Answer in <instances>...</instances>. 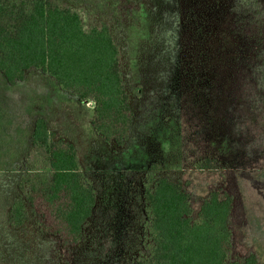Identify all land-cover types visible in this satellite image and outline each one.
Here are the masks:
<instances>
[{
    "label": "rangeland",
    "instance_id": "obj_1",
    "mask_svg": "<svg viewBox=\"0 0 264 264\" xmlns=\"http://www.w3.org/2000/svg\"><path fill=\"white\" fill-rule=\"evenodd\" d=\"M64 1L88 25L109 23L134 119L123 146L108 144L92 127L93 102L40 70L15 85L0 72V264H136L154 167L182 182L193 218L212 192L230 197L229 260L264 264V0ZM37 117L76 146L96 190L75 245L34 216L22 228L7 221Z\"/></svg>",
    "mask_w": 264,
    "mask_h": 264
},
{
    "label": "trees",
    "instance_id": "obj_2",
    "mask_svg": "<svg viewBox=\"0 0 264 264\" xmlns=\"http://www.w3.org/2000/svg\"><path fill=\"white\" fill-rule=\"evenodd\" d=\"M40 70L61 90L94 104L92 127L106 143L123 146L134 111L121 66V45L106 21L88 25L64 0H0V72L10 84ZM28 171L10 205L8 224L22 228L31 216L42 233L75 245L96 204L76 146L57 138L37 117L26 157ZM154 167L144 184L147 236L136 264H260L254 254L229 260L232 199L212 192L193 218L181 181Z\"/></svg>",
    "mask_w": 264,
    "mask_h": 264
},
{
    "label": "crops",
    "instance_id": "obj_3",
    "mask_svg": "<svg viewBox=\"0 0 264 264\" xmlns=\"http://www.w3.org/2000/svg\"><path fill=\"white\" fill-rule=\"evenodd\" d=\"M30 72V71H29ZM28 73V72H27ZM27 75V74H26ZM25 78H26V76H25ZM25 78L23 79V80H21V81H17V82H15L14 83V85L16 84V83H19V82H22V81H24L25 80ZM50 78V77H49ZM6 79V78H5ZM51 79V78H50ZM51 80H53V79H51ZM54 81V80H53ZM8 82V81H7ZM55 82V81H54ZM9 83V82H8ZM10 84V83H9ZM54 84V83H53ZM11 85H13V84H11ZM54 86H55V88L57 89V90H59V91H61V92H63V93H67V92H65V91H63V90H61L60 89V87L56 84V82H55V84H54ZM67 94H69V93H67ZM93 109H94V107H93ZM93 115H94V112H93ZM44 118V117H43ZM46 119V118H45ZM36 120V119H35ZM47 120V119H46ZM48 122V121H47ZM34 123H35V121L33 122V124H32V130H31V133H33V128H34ZM49 125V124H48ZM50 128V127H49ZM32 136V135H31ZM67 140V139H66ZM69 141V140H68ZM71 142V141H70ZM31 149V148H30ZM30 151V150H29Z\"/></svg>",
    "mask_w": 264,
    "mask_h": 264
}]
</instances>
